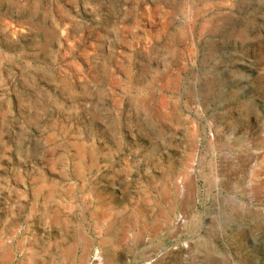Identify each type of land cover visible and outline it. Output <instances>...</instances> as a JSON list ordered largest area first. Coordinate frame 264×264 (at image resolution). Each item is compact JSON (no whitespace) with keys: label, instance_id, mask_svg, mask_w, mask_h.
<instances>
[{"label":"rangeland","instance_id":"rangeland-1","mask_svg":"<svg viewBox=\"0 0 264 264\" xmlns=\"http://www.w3.org/2000/svg\"><path fill=\"white\" fill-rule=\"evenodd\" d=\"M0 245L264 264V0H0Z\"/></svg>","mask_w":264,"mask_h":264},{"label":"bare ground","instance_id":"bare-ground-1","mask_svg":"<svg viewBox=\"0 0 264 264\" xmlns=\"http://www.w3.org/2000/svg\"><path fill=\"white\" fill-rule=\"evenodd\" d=\"M103 214V213H102ZM101 218V222L102 223H104V224H106V223H108V222H110V220H111V217L108 215H102V217H100ZM98 228V227H97ZM92 240V239H91ZM84 242H86V249L87 248H89L90 246H91V242H94V241H89L88 239H86V238H84ZM85 244V243H84ZM1 246V245H0ZM85 249V250H86ZM90 250V249H89ZM10 253H7V254H5V256L7 257V261H9L10 259H11V257H10V255H9ZM87 254V253H86ZM85 255V254H84ZM102 258L100 257V254H99V252H97V254L95 255V257H93V259H92V263L93 264H101V262L103 261V260H101ZM106 260V259H105ZM64 261V263H68V261L65 259V260H63ZM85 261H87V259L86 258H83V260H81L80 261V264H85L86 262ZM75 264V263H74Z\"/></svg>","mask_w":264,"mask_h":264}]
</instances>
